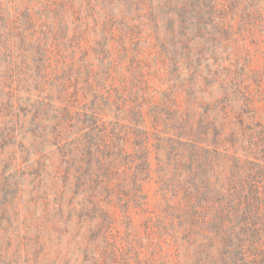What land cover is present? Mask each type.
I'll return each instance as SVG.
<instances>
[{
	"label": "rangeland",
	"instance_id": "obj_1",
	"mask_svg": "<svg viewBox=\"0 0 264 264\" xmlns=\"http://www.w3.org/2000/svg\"><path fill=\"white\" fill-rule=\"evenodd\" d=\"M263 139L264 0H0V264H264Z\"/></svg>",
	"mask_w": 264,
	"mask_h": 264
},
{
	"label": "trees",
	"instance_id": "obj_2",
	"mask_svg": "<svg viewBox=\"0 0 264 264\" xmlns=\"http://www.w3.org/2000/svg\"><path fill=\"white\" fill-rule=\"evenodd\" d=\"M264 143V139L262 140ZM232 157H234L238 162L241 161V156L239 153H233L231 154ZM263 160V159H262ZM260 160V161H262ZM264 161V160H263ZM236 194H235V199L236 203H240L242 200L239 194V189H235ZM244 199V206L248 208L242 215L239 214V211H234L231 212V217H233L234 221L236 223H243L246 224L244 227V237L241 235L239 236H232L230 238H234V240L241 241V243H245L244 247L242 248V251H246V254H249L247 251L250 247H252V243L255 245L257 244H262V242L259 240L260 237L261 239H264V198H259L258 197V192L257 189L251 191L250 193H246ZM237 205H235V208ZM238 209V208H237ZM224 219V217H220ZM257 223V224H255ZM251 225H257V227L261 228L258 230H252L249 227ZM263 233V234H262ZM248 258V257H247Z\"/></svg>",
	"mask_w": 264,
	"mask_h": 264
}]
</instances>
